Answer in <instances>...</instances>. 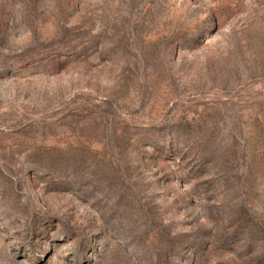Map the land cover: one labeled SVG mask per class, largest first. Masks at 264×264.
Segmentation results:
<instances>
[{
	"label": "rangeland",
	"instance_id": "obj_1",
	"mask_svg": "<svg viewBox=\"0 0 264 264\" xmlns=\"http://www.w3.org/2000/svg\"><path fill=\"white\" fill-rule=\"evenodd\" d=\"M0 264H264V0H0Z\"/></svg>",
	"mask_w": 264,
	"mask_h": 264
}]
</instances>
